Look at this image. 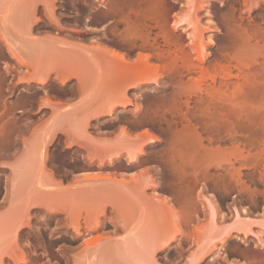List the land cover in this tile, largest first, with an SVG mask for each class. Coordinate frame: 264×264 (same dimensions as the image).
Segmentation results:
<instances>
[{"label":"rangeland","instance_id":"rangeland-1","mask_svg":"<svg viewBox=\"0 0 264 264\" xmlns=\"http://www.w3.org/2000/svg\"><path fill=\"white\" fill-rule=\"evenodd\" d=\"M112 1H109L107 7H97L95 0H56L51 5L55 10L54 17L47 15L43 11L44 6L40 4L36 12H32L34 16L28 15L29 20L40 18L38 22L32 20L30 29L28 21L24 20L29 17L22 15L25 16L23 22L26 24H23V28L13 20L17 18L15 6L20 3L15 0L1 2L5 3V9L0 5L3 13L0 11V19L3 18L0 20V37H3L0 39V211L18 205L20 219L15 229L19 226L21 228L10 242L9 256L2 259L0 264H105L102 258L103 244L118 237V246L115 249L119 250V245H124L129 232L135 230L129 226L107 225V220L118 224L122 218H126L118 211L111 215L106 212L107 217L98 221L102 224L101 227L95 230L91 225L97 224L96 218L100 212L91 214L85 210L77 214L66 207H52L44 201L29 203L28 199L34 187L42 193L63 187L66 181L73 184L82 182L61 176L57 181L53 176H46L51 171L49 166L41 163L39 152L42 141L51 139L48 164L56 168L57 173L64 174L77 169L83 160L81 153H86V149L79 146L67 148L60 137L55 136L52 139L50 134L39 141L38 138L40 129L49 124L51 117L48 109L44 107L48 105L45 101L47 97H53L51 99L54 101L66 95L84 97L90 91L81 75L80 84L73 85L70 89L64 87L58 80V74L63 77L67 75L65 78L69 80V72L66 75L58 71L55 75L52 73L45 86L40 84L43 72L40 73L38 81L35 74L37 68L27 60L23 62V66L19 60L20 63L12 59L6 49L7 43L5 45L4 42L5 38L10 42L20 38H33L34 30L36 33L44 32L57 26L83 42L87 58L99 65V60H104L101 59L104 68L99 66V72L108 71L112 74L109 89L114 100L121 103L131 99L126 102L125 107L121 106L122 103L116 105L119 109H126V114L118 116L121 118L120 122H132L141 125L145 129L144 133L149 131V138L143 137L136 145L131 144L132 142L121 145L114 142L111 145L112 152L107 154L128 156L129 152L139 153L143 147L146 153L144 157L150 158L148 167L144 169L164 172L163 176L166 177L151 179L156 192L161 182H164L179 196V201L175 204L172 198L158 193L153 195L165 203L167 215L172 218L171 226L167 229L174 239L169 241L171 248L163 251H159L160 244H157L156 256H150L146 261L149 264H193L195 258L199 257L201 260L197 264H264V1L253 6L251 0L247 6L244 0H212L207 8L200 6L206 0H165L166 27L172 29V32L175 31L176 35H182L185 49L192 51L191 45L200 35L203 37L202 41L209 44L204 49L209 56L203 67L209 66L211 78H208L207 68L206 74H200L197 70L189 75L182 71V75L171 73L164 77H161L164 75L163 70H148L142 76V88L134 89L136 94L130 93L127 86L120 85V81L115 84V80L121 71L118 65L131 66L129 60L134 52L142 51L143 40L135 38L137 42L134 39L136 44L131 48L125 44V39H122L125 25L120 21V15L108 14ZM8 6L15 8L13 14L9 13L11 9ZM77 13L82 15L77 16ZM10 15H14L13 21L8 17ZM179 18L184 20V24L182 28L174 30L172 21H178ZM147 25L144 32L149 33V42H154V46L157 45L162 52L169 49L155 21L148 20ZM2 29L6 31L3 32ZM191 33L192 37L198 33L196 38L193 37L196 41L190 42L192 40L187 39ZM238 34L240 37L237 42L235 38ZM232 36L235 38H231ZM229 38L234 39L235 43L228 41ZM234 44L236 45L233 46ZM147 46L148 49L143 51L152 53L153 49L150 45ZM108 48L124 52L128 65L122 63L125 61L118 64L119 60ZM113 59L118 61V65ZM152 62H157V59L153 57ZM6 63H10L12 69ZM224 72L229 76L224 78ZM201 75H207V79H200ZM158 79L160 82H157ZM221 80L224 83L228 81V85ZM191 82L198 85L194 86ZM206 83H210L211 87L206 86ZM90 86L93 88L91 99L97 103L100 100L97 92L99 85L93 83ZM146 86L151 88L145 89ZM141 89H145L141 97L145 105L142 111L138 109L141 105L138 101ZM173 98L177 105L175 110L160 109L152 119L148 118L147 113H152L156 103L172 102ZM111 105L115 107L114 104ZM68 106L71 104L65 107ZM52 112L55 114L59 109L54 107ZM171 131L178 135L173 138ZM151 135L157 137L154 140L156 143L150 142ZM90 138L79 142L92 150L93 158H98L100 146ZM69 141L73 143L74 140ZM173 154L177 163L171 159ZM31 156L38 159L36 169L29 164ZM35 170L40 172L39 175H36ZM209 199L215 205L213 211ZM84 222L87 226L83 225ZM75 225L79 226L80 234L75 232ZM250 227L255 233L249 231ZM163 243L160 247L165 244ZM23 252L27 263H17ZM204 253H207L206 257H203ZM114 259L116 261L117 258L110 261Z\"/></svg>","mask_w":264,"mask_h":264},{"label":"crops","instance_id":"crops-1","mask_svg":"<svg viewBox=\"0 0 264 264\" xmlns=\"http://www.w3.org/2000/svg\"><path fill=\"white\" fill-rule=\"evenodd\" d=\"M10 1L11 0H0V3ZM15 1L23 4L25 1L31 0ZM18 8L20 10L21 7ZM17 13H21V11ZM17 17L19 18H16V24L23 28L24 22L21 20L22 16L18 15ZM70 35L72 34L67 31L61 30L58 27H53L51 30L44 32L36 33L34 30L32 33L33 38H20L13 40V42L19 46L18 48H24V51L21 50L25 52V54L28 52V54H26L27 56H29L30 53L33 54L32 58L34 59L32 60L30 56L28 58L31 60L28 59V61L30 60L29 63L37 68V72L35 73L36 76H40L42 72L43 74L44 72H50L55 75L58 69L67 68L61 71L62 73L69 72L71 76L70 79L68 81L66 80V83L62 85L70 89L73 85L80 84L79 75H81L83 82L87 84V90L90 91V93L84 97L79 95L70 97L66 95V97L55 100L53 105L44 106L48 109V114H51V117L49 118V124L43 125L40 129L41 132L38 141L48 134H50L52 138L54 131V134L56 133L55 136L60 137L65 142L66 147L67 143L71 144L69 140H74L71 147L78 145L81 147L86 145L81 144L78 140L82 141L91 137L90 139L94 140L100 146V155L95 159L93 157L88 158L91 159V162L84 157V160L77 166L76 170H70L64 174L57 172L54 174L48 173L46 176L49 178L53 176L57 181L61 176L68 177L71 180L79 179L82 180V182L73 184L72 182L66 181L63 187H58L51 192L44 191L42 193L34 187L28 199L29 203L36 204L40 201H44L52 207H66L77 214L85 210L89 211L91 214H95L106 209V212L111 215L114 211H118L122 216L124 214L126 218H122L121 222L118 224H112L110 220H107V225L133 227L138 236H145L144 238L149 236V239L151 236L157 244H161L165 241L171 242L174 237H171L170 230L167 228L171 226L172 218L167 215L165 203L158 200L153 195L158 193L172 198L175 204L178 203L179 196L164 182H161L157 189L158 192H156V189L152 186L151 179H163L166 177L163 176L164 172L145 170L144 168L148 167L150 160L142 158L143 156L140 158V162L138 161V163L135 164L132 163V165L125 159L126 156H123L124 160L122 159V161L126 164L124 168L117 166V162H115L116 164L113 163L110 156L114 158V154L109 156L107 153L112 152L111 145L114 142H117L119 145L124 144V142H132L131 144L136 145V143L144 139L143 137L149 138V135L144 133L145 129L141 127V125L132 124V122L126 123V121L120 122L121 118L118 116L126 114V109H119L117 107L119 100H114V95L110 92L109 88L112 74L108 71L102 72L103 74L99 72L100 65L86 57L82 46L83 42L77 37ZM29 47L33 48L27 50ZM7 51L9 50L7 49ZM8 53L9 55L11 54L10 52ZM136 53L138 52H134L131 57L135 63L138 58ZM11 56L12 54L10 57ZM13 59L16 60L15 57ZM131 59L129 60L130 65H132L133 62ZM52 69H54V71ZM138 70L135 69L126 76H123L119 82L120 85L127 86V90L130 93H134V89L142 88L143 71L145 72L147 70ZM93 83L99 85L97 92L99 99L102 98V100L103 96L101 95L102 93L100 94V89L102 87H107V92H105L104 89H101V91L104 92V97L107 93L109 101L107 99V101L101 102L100 99L97 103L93 102L90 96L93 91L90 85ZM134 94H136V92ZM88 96L90 97L88 98ZM105 102L106 104H104ZM107 103L108 105H115V113L110 112L109 115V112L104 107H107ZM68 104H71V106L66 108L65 106ZM102 106L107 112H103ZM54 107L58 108L59 112L54 114V112H52ZM116 113H118V119L115 115ZM126 132H128V134H126ZM146 141L148 140L146 139ZM150 142L156 143L154 140H150ZM103 154H107L108 156H104ZM101 161H103V165ZM29 164L33 168H37L38 159L36 156L30 157ZM112 167H116L117 169H109ZM35 173L39 175L40 172L35 170ZM19 219L18 205H13L10 209L0 211V252L3 253V259L9 256L10 242H12L13 237L21 228L18 227V231H15V227L19 224ZM83 225L87 226L85 222ZM118 241L119 238L115 237L107 240V242L103 244L102 258H104V262L106 260V264L111 258L118 257L121 252L122 254L124 253L125 250L123 251L122 249V243L119 245L121 249H115V247L118 246Z\"/></svg>","mask_w":264,"mask_h":264},{"label":"bare ground","instance_id":"bare-ground-1","mask_svg":"<svg viewBox=\"0 0 264 264\" xmlns=\"http://www.w3.org/2000/svg\"><path fill=\"white\" fill-rule=\"evenodd\" d=\"M19 1V0H18ZM94 1V0H93ZM97 3H98V5H97V7H99V6H101V7H107V4L109 3V1L110 0H95ZM212 0H206V1H203L202 2V5L200 4V6L201 7H204V6H207V8H208V6H210V2H211ZM249 1H251V0H244V2L247 4ZM261 1H264V0H252L251 1V3L253 2V6H257V5H259L260 3H261ZM52 2H56V0H31V1H25L23 4L22 3H20L19 4V6H15V5H13V4H15V3H12V6H15V8H16V11H15V13H17L18 11L20 12L21 11V13H17V16L18 15H20V16H22V15H25L26 17H31V16H34V12H36V9H37V7L40 5V4H42L44 7H43V11H46V14L47 15H49V16H51V17H54V13H55V10L53 9V7H51V5H52ZM166 1L165 0H113L112 1V3H111V5H110V8H109V10H108V14H109V16L110 15H113V16H116V15H120V21H122L123 22V24L125 25H123L124 27H125V30L123 31L124 32V34H123V36H124V38H122L123 40L125 39V44L129 47V48H131V47H133L136 43H135V41L137 42V38L139 39H141V40H143V42H141L142 44H144V47H142L143 49H142V51H139L138 53H136L137 54V62L135 63L132 59V61L135 63H133L132 61V65L131 66H129L128 64H127V62L125 61L126 60V54L124 53V52H122V51H119V50H116V49H112V48H108V50H110V52L119 60V63L118 64H122V63H126L128 66L127 67H125V66H122V65H118L117 63H116V59H113V60H115V63H116V65H118L119 66V69H121V71H120V74H119V76L116 78V80H115V84H117L118 83V81H120L121 79H122V77L123 76H126L128 73H130L131 71H134L135 69L136 70H138V69H141V71H142V69H144V70H151V71H159V70H163L164 71V75L162 74L161 75V77H164V76H167V75H170L171 73L172 74H178V75H182V71H186V72H188V74L189 73H191V72H195V71H200V74L202 73V72H206L207 71V69H208V67H203V63H204V61H205V59L209 56V53H207V51H204V49L209 45V44H207V43H205L204 41H202V36L200 35V37H199V39H198V37H197V34H196V36H194L193 35V37H197L196 39H197V41L195 40V38H193L192 37V33L191 34H189L187 37V39H189V40H192V41H190V42H193V40H195L196 42H194L193 44L192 43H190V45H191V47H192V51H188L187 49H185V43L183 44L182 43V40H184V39H182V35L180 36L179 34H175L174 32H172L171 30L172 29H168L167 27H166V20H167V6H166V3H165ZM19 3V2H18ZM250 3V2H249ZM3 4H5V3H0V5H2L3 6ZM86 4V3H85ZM242 4H243V2H242ZM255 4V5H254ZM11 5V4H10ZM168 5V4H167ZM1 6V7H2ZM7 6V5H6ZM12 6H11V8H10V6H8L10 9H11V11L14 9L15 10V8H12ZM53 6V5H52ZM247 6H248V4H247ZM0 7V8H1ZM5 6H3L2 8L3 9H5L4 8ZM18 7H21L20 8V10H19V8ZM40 7V6H39ZM97 7H95L94 6V8H96L97 9ZM198 8V7H197ZM245 8H246V6H245ZM249 8V7H248ZM89 9V8H88ZM91 9H92V7H91ZM108 9V8H107ZM2 9H0V11H1ZM14 10L11 12H9V13H12L13 14V12H14ZM18 10V11H17ZM7 11V10H6ZM5 11V12H6ZM23 11V12H22ZM107 11V10H106ZM33 12V13H32ZM15 13H14V15H15ZM23 13V14H22ZM45 13V12H44ZM1 14H3L2 13V11H1ZM22 14V15H21ZM33 14V15H32ZM6 15V14H5ZM13 15V16H14ZM29 15V16H28ZM45 15V14H44ZM105 15H106V13H105ZM104 15V16H105ZM208 15L211 17L212 16V14H211V12L208 10ZM11 16V15H10ZM8 16L9 18H11V21H15L16 22V18L15 19H13V16ZM25 16L24 17H21L22 19L21 20H23L24 18H25ZM86 16L87 15H85V18H86ZM7 17V21H8V18ZM30 17L26 20V19H24L28 24V27H29V29L30 28H32L31 26H32V20H29L30 19ZM36 17H38V16H36ZM57 17H59V16H57ZM19 17H17V19H18ZM34 18V17H33ZM90 18V17H89ZM5 19V18H4ZM13 19V20H12ZM40 18L38 17V20H39ZM0 20H3V18L2 19H0ZM6 20V19H5ZM5 20L3 21V22H5ZM35 20H37V19H35L34 18V20L33 21H35ZM38 20H37V22H38ZM148 20H153V21H155V23H156V25L157 26H159L160 27V29H161V36H162V38H163V40H164V42L168 45V47H169V49H167V50H163V52H162V50L160 51V48L156 45V46H154V42H152V43H150L149 42V40H150V36H149V33L148 32H144V29L148 26L147 25V22H148ZM176 20H177V18H176ZM184 21V20H183ZM183 21H181L180 20V18L178 19V21H172V26H173V29L174 30H178V29H180V28H182V24H184L183 23ZM9 22H10V19H9ZM51 22V21H50ZM57 22H58V20H57ZM5 23H7L8 24V22H5ZM34 23H36V22H34ZM52 23V22H51ZM59 23V22H58ZM190 23V22H189ZM193 23V22H192ZM215 23V22H214ZM4 24V23H3ZM53 24H55V23H53ZM186 24V23H185ZM24 25H26L25 23H24ZM31 25V26H30ZM89 25V24H88ZM192 25V24H191ZM4 26H5V24H4ZM3 26V27H4ZM60 26V25H59ZM104 26V25H103ZM107 26V25H106ZM116 26H117V24H116ZM6 29H8V25H6ZM27 27V26H26ZM58 27V26H57ZM88 27V26H87ZM105 27V26H104ZM108 27H109V25H108ZM62 28V27H61ZM96 28V27H95ZM172 28V27H171ZM187 28V27H186ZM218 28V27H217ZM18 29H20V31H22V29L21 28H19L18 27ZM29 29H28V31H29ZM102 29V28H101ZM116 29V28H115ZM185 29V28H184ZM106 30V29H105ZM104 30V31H105ZM146 30H147V28H146ZM1 31H3V29L1 30ZM4 31H6V30H4ZM3 31V32H4ZM185 31V30H184ZM243 31V30H242ZM23 32V31H22ZM31 32V31H30ZM108 32V31H107ZM114 33V32H113ZM186 33V32H185ZM237 33V32H236ZM4 34H6V32L4 33ZM108 34V33H107ZM106 34V35H107ZM201 34V33H200ZM242 34V32L240 33V35ZM116 35V34H115ZM6 36H9V35H7L6 34ZM119 36V35H118ZM122 36V37H123ZM235 37H236V35H234ZM234 36H232L231 38H235ZM242 36V35H241ZM2 37V36H1ZM1 37H0V39H1ZM114 37V36H113ZM117 37V36H116ZM121 37V36H120ZM238 37H240L239 36V34L237 35V38H235L236 39V41L238 42ZM3 38V37H2ZM118 38V37H117ZM136 38V39H135ZM231 38H229L230 40H228V41H231V43H235V41H234V39H232L231 40ZM116 39V38H115ZM119 39V38H118ZM134 39H135V41H134ZM201 39V42L199 41ZM5 42H4V44L5 43H7V45H6V49H8L9 51L8 52H10L11 54H12V56H14L15 57V59L18 61H20L21 63H23L25 60H27V62H28V59H30V58H28V57H30L31 56V58H32V55L33 54H29V56H27L26 54H28V52L25 54V52H23L25 49L24 48H18L19 46H17L14 42H13V40H11L12 42H10V40L8 41L6 38H5ZM123 40H121V41H123ZM2 41V40H1ZM140 41V40H139ZM31 42V41H30ZM114 42V41H113ZM112 42V43H113ZM1 43V42H0ZM14 43V44H13ZM120 43V42H119ZM122 43V42H121ZM123 43H124V41H123ZM156 43V42H155ZM164 43V44H165ZM230 43V44H231ZM18 44V43H17ZM34 44V43H33ZM147 44L148 45H150V48H152L153 50V52L151 53H147V52H144L145 50H147L148 49V46H147ZM17 47H16V46ZM116 45H119V44H117L116 43ZM121 45H123V44H121ZM120 45V46H121ZM126 45L125 46H123L124 48L126 47ZM159 45V44H158ZM188 44H186V46H187ZM236 44H234L233 46H235ZM4 46V45H3ZM29 46V45H28ZM27 46V47H28ZM229 47H230V45H228ZM22 47V46H21ZM41 47V46H40ZM127 47V48H128ZM173 47V48H172ZM229 47H227V48H229ZM30 48L31 47H29V49H27V50H30ZM33 48V47H32ZM31 48V49H32ZM36 48V47H35ZM2 50V49H1ZM130 50H132V49H130ZM129 50V51H130ZM144 50V51H143ZM187 50V51H186ZM225 51V50H224ZM127 52V51H126ZM10 54V55H11ZM9 55V54H8ZM40 55H41V52H40ZM11 56V57H12ZM222 56V55H221ZM7 57V56H6ZM14 57H12V59L14 58ZM34 57V56H33ZM153 57H155L156 59H157V62H155V63H153L152 62V58ZM223 57V56H222ZM10 58V57H9ZM34 58H32V60H33ZM102 59V58H101ZM99 60L100 62V66L101 67H103L102 65H101V63H104L102 60ZM31 60V59H30ZM29 60V61H30ZM2 61V60H1ZM10 61V60H9ZM18 61V62H19ZM122 61H125V62H122ZM19 62V63H20ZM118 62V61H117ZM122 62V63H121ZM1 63V62H0ZM5 64V63H4ZM7 64V63H6ZM14 64V63H13ZM12 63H11V65H13ZM24 64L25 63H23V66H24ZM134 64V65H133ZM8 65V64H7ZM219 65V64H218ZM221 65V64H220ZM219 65V66H220ZM4 67H6V65H3ZM8 66H10V63H9V65ZM15 67V66H14ZM223 67H225V66H223ZM7 68V67H6ZM9 68V67H8ZM10 68H11V66H10ZM9 68V69H10ZM17 68V67H16ZM104 68V67H103ZM207 68V69H206ZM214 68V67H213ZM227 68H229V67H227ZM12 69V68H11ZM64 69H67V68H64ZM64 69H62L61 68V70L63 71ZM102 69V68H101ZM182 69H184V70H182ZM224 69V68H223ZM5 70H8V69H5ZM50 70V69H49ZM53 71H54V69H52ZM51 70V71H52ZM60 69H58L57 71L58 72H62ZM115 70H116V68H115ZM209 70L210 69H208V71L206 72L207 74L209 73ZM225 70H227V69H225ZM9 71V70H8ZM67 71H69V70H67ZM101 71H104V70H101ZM117 71V70H116ZM139 71V70H138ZM230 71H231V69H230ZM57 72V73H58ZM66 72V71H65ZM119 72V71H118ZM227 72V71H226ZM232 72V71H231ZM47 73V72H46ZM50 72H48V74H49ZM67 73V72H66ZM102 73V72H101ZM104 73V72H103ZM102 73V74H103ZM156 73V72H155ZM203 73V74H204ZM205 73V74H206ZM48 74H43L44 75V77H43V75L42 76H40V84H43L44 86L49 82V77H51V73L48 75ZM65 74V73H64ZM101 74V75H102ZM141 74H142V72H141ZM143 74H146V71L144 72L143 71ZM198 74V73H197ZM220 74V73H219ZM224 74H225V72H224ZM231 74V73H230ZM41 75V74H40ZM46 75V76H45ZM60 77L58 78V80H59V82L61 83V84H65L66 83V78L65 77H68L66 74V76H64L63 77V75H60V74H58ZM184 75V74H183ZM190 75V74H189ZM221 75H223V73L221 74ZM63 78H62V77ZM202 76V75H201ZM201 76H200V79H202V80H205V79H207V75L204 77V75L202 76V78H201ZM214 75L212 74V77H213ZM216 76H217V74H216ZM229 76V75H228ZM227 76V74H225V77L224 78H226V77H228ZM43 77V78H42ZM102 77V76H101ZM140 77V76H139ZM171 77H173V76H171ZM211 78V75H210V73H209V75H208V78ZM26 78V77H25ZM39 78V76L37 77V79ZM157 78V77H156ZM194 78V77H193ZM36 79V80H37ZM154 79V78H153ZM23 80H26L27 81V79H24L23 78ZM68 80V79H67ZM100 80H101V78H100ZM38 81H39V79H38ZM102 81V80H101ZM160 82V80L158 79L157 80V82ZM197 81H199L200 82V80L198 79ZM197 81H193V82H197ZM215 81V80H214ZM193 82H191V84L192 85H194V86H196V85H198L197 83H195V84H193ZM221 82H222V80H221ZM203 83V82H202ZM201 83V84H202ZM222 83H224V82H222ZM231 83V82H230ZM207 84V83H206ZM205 84V85H206ZM210 84V83H209ZM209 84H207L206 86H208L209 88L211 87V86H209ZM224 84H227L228 85V81L227 82H225ZM202 86H203V84H202ZM205 86V87H206ZM105 87V86H104ZM162 87H165V86H162ZM224 87H226V86H224ZM106 88L107 87H105V88H101V89H104V91L105 92H107L106 91ZM146 88H151V86H146L145 87V89ZM161 88V87H160ZM196 88V87H195ZM209 88L207 89V91L209 90ZM227 88V87H226ZM101 89H100V94L103 96V100H102V98H100L101 99V102L102 101H107V99H108V101H109V98H108V95H107V93H106V96L104 97V92L103 91H101ZM145 89H141V91L139 92V95H138V97H139V104H141V105H139L138 107V109L140 110V111H142L141 109L143 108V107H145V105L143 104V99L141 98L142 97V91H144ZM222 89V88H221ZM264 89V88H263ZM195 90V89H194ZM201 90V89H200ZM206 91V92H207ZM198 92V91H197ZM200 92V91H199ZM47 94V93H46ZM206 96H207V93L205 94ZM49 96V95H48ZM51 96V95H50ZM53 96V95H52ZM200 97V96H199ZM51 98H53V97H47L46 99H45V101H47V103H48V105H49V103H52V102H55L54 100H52ZM205 98V97H204ZM199 99V98H198ZM207 99V98H206ZM129 100H131V99H129ZM129 100H125V102L123 101V102H121L122 103V105L121 106H123V107H125L126 106V102L128 101L129 102ZM173 100H175L174 98L172 99V102H171V100L170 101H160L159 103H156V106H155V108H153L152 109V113H147L148 114V118H150V119H152L153 118V116H155V115H157L158 114V111L160 110V109H163L164 111H171V110H175V108H176V103H175V101H173ZM200 100V99H199ZM198 100V101H199ZM119 102V101H118ZM142 102V103H141ZM171 102V103H170ZM202 102V101H201ZM200 102V103H201ZM120 103V102H119ZM120 103V104H121ZM104 104H106V102L104 103ZM103 104V105H104ZM109 105H111V104H109ZM109 105H108V103H107V109H106V106H104L105 107V109L109 112V115H110V112H112V113H115V108L116 107H113L112 105L109 107ZM175 105V106H174ZM103 107V106H102ZM104 107L102 108L103 109V112L104 111H106V110H104ZM128 109V108H127ZM138 109H136V110H138ZM106 111V112H107ZM135 111V110H134ZM126 112V111H125ZM151 112V111H150ZM118 114V113H117ZM117 114H115L116 115V117H117ZM140 115V114H139ZM114 116V115H113ZM114 119H115V117H114ZM117 119H118V117H117ZM117 119H116V121H117ZM148 132L149 131H145V133H147L148 134ZM55 135H56V133L54 134V131H53V136H52V139H54L55 138ZM68 135H69V133H68ZM71 135V134H70ZM175 135H178V133L177 132H172L171 131V136L173 137V138H175L174 136ZM150 136V135H149ZM70 138V137H69ZM151 140H157V137L156 136H153V135H151ZM48 140H49V138H48ZM56 140V139H55ZM79 141V140H78ZM70 142V141H69ZM85 142V141H84ZM71 143V142H70ZM77 143V142H76ZM71 145H72V143L71 144H69V143H67V148H69V147H71ZM85 145V144H84ZM52 146V142H51V139L49 140V141H46V140H43L42 141V144L40 145V152H39V154H40V156H41V163L43 164V165H47V166H49V169H50V171H51V173H55L56 172V168L54 169V167H52V166H50L49 164H48V162L50 161V155H51V153H50V147ZM79 146V145H78ZM82 148L84 147L86 150V153H81V155L83 156V158L84 157H86L87 158V160H91V159H88V158H92L94 155H92L93 154V152H91L92 150H90L89 148H86L85 146H81ZM95 151V150H94ZM128 152H129V150H128ZM96 154V153H95ZM118 154V153H117ZM146 153H145V150L143 149V147L141 148V150L139 151V153H134V152H129L128 153V157L126 156V158L125 159H127L129 162L128 163H131V165H132V163L133 164H135V163H138V161L140 162V158L142 157V158H145L146 160H149L150 158H149V156H145L144 157V155H145ZM174 155V154H173ZM173 155H172V157H173ZM97 156V155H96ZM99 156V155H98ZM97 156V157H98ZM171 157V159L172 160H174L175 161V155H174V157L172 158ZM82 158V159H83ZM95 158V157H94ZM81 159V160H82ZM111 159H112V161H113V163H115V162H117V166H119V167H121V168H124L125 167V165L126 164H124L123 163V161H122V159H123V156L122 155H116L114 158H112L111 157ZM111 159H110V161H111ZM84 160V159H83ZM124 160V159H123ZM112 161H111V163H112ZM91 162V161H90ZM103 161H101V163H102ZM125 162V161H124ZM176 162V161H175ZM177 163V162H176ZM84 164V163H83ZM173 164H174V162H173ZM102 165H103V163H102ZM101 166V165H100ZM135 166V165H134ZM176 166V165H175ZM128 167V166H127ZM131 167V166H130ZM209 202H210V208H211V211H213L214 209H215V205H214V203H213V201H212V199H209ZM237 215H240V214H237ZM102 217H104V218H106L107 216H106V209H103L101 212H100V214H98L97 215V224L96 225H91L92 226V228L94 229L95 228V230H96V228H98L100 225H102V224H99V220L102 218ZM239 218V217H238ZM241 218V217H240ZM248 219H249V217H247ZM250 219H251V217H250ZM100 223H102V222H100ZM22 224V223H21ZM90 226V227H91ZM20 227V226H19ZM75 227H76V225H75ZM79 226H77L76 228H74L75 229V232L77 233V234H80V231H79V228H78ZM89 227V228H90ZM101 227V226H100ZM91 229V228H90ZM89 229V230H90ZM17 230V228L15 229V231ZM81 230V229H80ZM92 230V229H91ZM18 231V230H17ZM16 231V232H17ZM249 231H252V233H255L252 229H251V227H250V229H249ZM16 232H15V234H16ZM19 232V231H18ZM130 232H132V233H130ZM129 232V236L126 238V240H125V242H124V245H123V248H124V250H125V248H127V250H123L124 251V253L122 254V252H121V254L118 256V257H115V258H117L116 259V261H115V259L113 260V261H107V264H132V261H133V264H149V262L148 261H146V258H148V257H150V256H152V257H154V256H156V254H157V252H158V246H159V251H163V250H166V249H169V248H171V243H169V242H164L163 244V246L162 247H160L161 246V244L160 245H158L157 246V243H155L156 241H154L152 238H151V236H150V239H147V238H149V236H147L146 238H144V237H142L141 235H137V233H136V231L135 230H133V231H130ZM40 233V232H39ZM82 233V232H81ZM229 234V233H228ZM229 235H227L226 237H228ZM258 236V235H257ZM229 238V237H228ZM260 238V237H259ZM225 239V238H224ZM222 241V240H221ZM224 241V240H223ZM226 241V240H225ZM224 244V243H223ZM125 245H127L126 247H124ZM1 246V245H0ZM214 246H215V244H214ZM138 247V248H137ZM122 248V249H123ZM3 251V250H2ZM24 251V250H23ZM3 252H5V251H3ZM208 252V251H207ZM6 253V252H5ZM2 252H0V262H3V258L1 257L2 256ZM206 254L207 253H204L203 255V257H206ZM115 256H117V255H115ZM111 257V256H110ZM114 257V256H113ZM199 257H197V258H195L196 260L195 261H193V264H197V262L198 261H200L201 259H198ZM200 258H201V256H200ZM214 259H215V257H213ZM112 259V258H111ZM198 259V260H197ZM214 259H212V260H214ZM19 261L20 262H23V263H27V260L25 259V257H24V252L22 253V256H20V258L17 260V263H19ZM103 263V262H102ZM105 264H106V260H105V262H104Z\"/></svg>","mask_w":264,"mask_h":264},{"label":"flooded vegetation","instance_id":"flooded-vegetation-1","mask_svg":"<svg viewBox=\"0 0 264 264\" xmlns=\"http://www.w3.org/2000/svg\"><path fill=\"white\" fill-rule=\"evenodd\" d=\"M80 15H82V14H80V13H77V16H80ZM72 16H74V15H72Z\"/></svg>","mask_w":264,"mask_h":264}]
</instances>
